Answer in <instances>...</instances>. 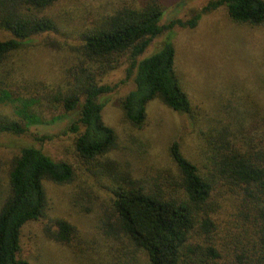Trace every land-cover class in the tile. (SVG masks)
<instances>
[{
	"label": "trees",
	"instance_id": "1",
	"mask_svg": "<svg viewBox=\"0 0 264 264\" xmlns=\"http://www.w3.org/2000/svg\"><path fill=\"white\" fill-rule=\"evenodd\" d=\"M55 1L0 0V27L12 35L0 40V63L31 36L55 30L52 18L36 13ZM222 6L236 22H264V0H209L190 18L166 24L161 23L162 5L151 1L124 4L85 34L77 47L81 57L69 69L66 85L48 93L44 102L51 111L76 110L68 128L76 133L73 147L79 157L94 162L93 167L105 166L117 146L116 132L102 118L104 99L116 85L101 83V77L121 57L128 61L126 78L132 77L134 84L120 102L129 127L145 124L146 105L155 98L174 111L191 113L175 71L172 33L175 27H195L202 14ZM164 31L156 50L140 57ZM23 98L16 117L0 112V133L23 134L28 125L43 120L35 101ZM235 137L227 125L209 131L198 162L183 153L178 140L171 141L167 154L173 166L159 169L151 182L103 170L119 179L97 215L109 242L94 253L95 264H264V138L253 144ZM72 175L68 161L53 159L33 145L19 148L0 202V264H30L19 254L21 229L45 215L44 181L61 184ZM52 221L51 236L57 243L90 248V239H83L70 222Z\"/></svg>",
	"mask_w": 264,
	"mask_h": 264
},
{
	"label": "rangeland",
	"instance_id": "2",
	"mask_svg": "<svg viewBox=\"0 0 264 264\" xmlns=\"http://www.w3.org/2000/svg\"><path fill=\"white\" fill-rule=\"evenodd\" d=\"M151 1L162 5L161 23L166 24L190 18L209 0H56L36 11L52 18L55 30L31 36L28 44L0 63V112L16 117L23 97H31L43 118L28 125L23 134L0 133V202L7 190L10 161L23 145L40 147L73 167L65 183L44 181L45 215L21 229L19 254L30 264H95L94 253L109 242L97 215L119 179L118 174L113 178L103 170L123 176L128 172L132 178L151 182L159 169L173 166L167 154L173 140L180 142L189 159L198 162L207 133L216 127L227 125L242 143L255 144L264 138V22H236L222 6L202 14L195 27H175L172 33L175 71L191 113L174 111L155 98L146 105L145 124L140 129L129 127L122 119L120 102L134 84L132 77L126 78L128 61L121 57L101 77V83L116 85L104 99L102 118L116 132L117 146L108 153L105 166L93 167L94 162L78 156L73 147L76 133L68 128L77 112L46 109L47 94L66 85L69 69L81 57L77 47L85 34L124 4L143 6ZM10 37L0 27V40ZM165 37L166 31L153 38L140 57L151 54ZM40 136L47 138L40 141ZM53 218L74 225L83 239H90V248L57 243L51 236Z\"/></svg>",
	"mask_w": 264,
	"mask_h": 264
}]
</instances>
